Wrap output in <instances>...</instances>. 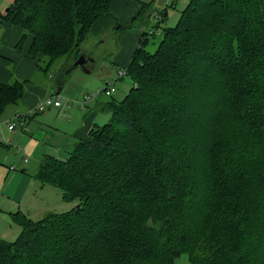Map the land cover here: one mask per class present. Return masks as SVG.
I'll use <instances>...</instances> for the list:
<instances>
[{"label":"trees","instance_id":"16d2710c","mask_svg":"<svg viewBox=\"0 0 264 264\" xmlns=\"http://www.w3.org/2000/svg\"><path fill=\"white\" fill-rule=\"evenodd\" d=\"M17 1L0 22L23 29L20 51L33 37L26 57L47 58V72L115 21L113 0ZM160 29L141 35L128 95L99 107L109 122L37 167L80 207L16 213L0 264H264V0H188L152 53ZM25 83H0V117Z\"/></svg>","mask_w":264,"mask_h":264},{"label":"rangeland","instance_id":"374dc122","mask_svg":"<svg viewBox=\"0 0 264 264\" xmlns=\"http://www.w3.org/2000/svg\"><path fill=\"white\" fill-rule=\"evenodd\" d=\"M15 1L16 0H0V12H5L7 9H10ZM173 3H175V5H173ZM187 4L188 0H127L122 9L121 7L118 9V7L114 5L111 7V12L115 16V21L101 25L97 30L92 31L81 47L82 53H87L85 54L86 58L87 55L89 56V60L84 66L80 65L75 67L81 56L77 58L74 54L57 61L51 67L50 71L46 72L48 65V59L46 58L37 65L35 71L32 72L26 80L20 79L19 81H26V93L30 85L41 88L47 93L51 91L57 92L62 87L63 91L60 94L61 97L72 101L76 98H82L83 95L84 98L86 96L93 97L98 93L99 89H104L112 84L116 89L112 97L100 95L98 98H101L103 101L114 99L120 102L128 95L134 83L129 76L120 78L119 71L125 70L127 67L126 65L131 61L134 51L139 47L141 35L144 30L148 33H152L155 31V27L158 24L161 29L175 27ZM143 6L149 8L145 13H140L138 9ZM166 9H168V17L165 19L164 23H161L157 16ZM161 29L158 30L160 32L155 36H149L147 49L152 53L155 52L161 40ZM12 71L15 74V67H12ZM51 74L54 75L52 79L50 78ZM63 77L66 78V81L61 82ZM15 80L17 79L14 75V79L11 82ZM241 98L242 96L240 99ZM94 99H96V97ZM9 107L11 108L13 106ZM10 111L9 108L6 109L5 113L0 117V123H6L11 120L20 125L21 123L16 119V117H18L17 114H13V110ZM52 111L53 110L45 113V118L43 119H50ZM40 117H43V115ZM57 118L67 121V118H60L58 116ZM109 120L110 114L103 113L98 123L99 125H104L108 123ZM5 153H7V149L0 147V161L8 166L14 164V162L8 163L4 161L3 156ZM68 153L69 152H63L61 158L65 159L69 155ZM15 165L17 166V170L12 172L18 173L20 177H22V175L26 177L21 188H24L26 184H28V192L24 198V206H21L18 212L24 215L29 213L31 218L37 221L43 219L49 213H64L79 206L78 201L72 203L65 202L59 189L51 185H45L43 189L38 181H35V183L32 181L31 176L36 173L39 165L34 160H32L30 164L25 165L26 168H22L23 166L19 163ZM24 169L27 175L23 173ZM18 184L19 178L14 179L9 177L3 187L5 195L12 200L14 199L15 189ZM19 194L20 193L17 192L16 195ZM10 210L17 211V206L15 207L13 205V208H10V203L8 202H4L3 205H0L1 241L13 242L21 234V227L15 220V214L18 212L12 214L11 219L7 213H5ZM174 264L193 263L189 256L184 254L177 258Z\"/></svg>","mask_w":264,"mask_h":264},{"label":"crops","instance_id":"0c3cea01","mask_svg":"<svg viewBox=\"0 0 264 264\" xmlns=\"http://www.w3.org/2000/svg\"><path fill=\"white\" fill-rule=\"evenodd\" d=\"M126 2L127 0H113L111 7L116 5L118 9L120 7L122 9ZM141 9L139 7L138 11L140 12ZM22 34L23 29L21 27L9 22H0V83L2 84L10 83L14 79V75L17 80H26L35 71L42 59V57H39L35 61H32L26 57L33 39L31 35L21 51L16 48ZM84 54L87 53L84 52ZM128 65L126 66L128 67ZM12 67H15V74L12 71ZM53 77L54 75L51 74L50 78L52 79ZM62 91L61 87L57 92L51 91L47 93L41 88L30 85L23 100L19 104L8 108L14 111L13 114H24L42 100L47 97L60 95ZM98 97L87 103L85 107L80 104L84 95L82 98H76L74 101L71 100L70 106L51 107L28 119L23 125L17 123L14 130H10L7 125V122L11 120L6 123H0V147L7 149V153L3 156L4 161L8 163L14 162V164L8 166L0 161V205L8 202L10 203V208H13V205L17 206V211L10 210L5 212L10 218L12 214L21 209V206H24V198L28 192V184L24 188H21L26 177L24 175L20 177L18 173L12 172L17 170L15 164L19 163L23 166L22 168H26L25 165L30 164L32 160L39 164L46 154L61 158L63 152L70 153L77 142L86 139L94 126L99 125L98 120H101V116L105 113L101 112L100 108L105 101ZM51 110L53 111L50 119H43L45 118V113ZM42 115L43 117H40ZM57 116L67 118V121L60 120ZM25 159L28 161L26 162ZM23 173L27 175L25 169ZM9 177L14 179L19 178V184L15 189L16 192L13 200L6 196L3 190ZM31 179L35 183L34 174H32ZM17 192L20 194L16 195ZM26 215L31 218L29 213Z\"/></svg>","mask_w":264,"mask_h":264},{"label":"built area","instance_id":"2783aa9c","mask_svg":"<svg viewBox=\"0 0 264 264\" xmlns=\"http://www.w3.org/2000/svg\"><path fill=\"white\" fill-rule=\"evenodd\" d=\"M157 18H161V16L158 14ZM119 75H120V78H123L124 76H128V72L125 69L123 71H119ZM115 91H116L115 87L112 84H110L104 89H99L98 93L95 94L93 97L86 96L83 100L80 101V104L83 107H85V105L89 101L93 100L95 97L100 96V95H105L109 97V96H112V94ZM71 102L72 101L69 99H66V98L63 99L61 95L47 97L46 99L39 102V104H37L34 108L27 111L26 113L17 114L18 117H16V119H18V121L23 125L28 119L33 118L34 116L44 112L45 110L51 107L70 106ZM7 125L10 130H14L17 123L9 121ZM25 161L27 162L28 160L25 159Z\"/></svg>","mask_w":264,"mask_h":264},{"label":"water","instance_id":"95a60500","mask_svg":"<svg viewBox=\"0 0 264 264\" xmlns=\"http://www.w3.org/2000/svg\"><path fill=\"white\" fill-rule=\"evenodd\" d=\"M18 1L16 0L15 1V4L17 3ZM10 9H7V12L9 11ZM144 32H145V30H144ZM87 63V59H86V57H85V55L84 54H82L81 55V57H80V60H79V62L75 65V67H77V66H84L85 64ZM80 206H78V208H79Z\"/></svg>","mask_w":264,"mask_h":264},{"label":"flooded vegetation","instance_id":"af4514ba","mask_svg":"<svg viewBox=\"0 0 264 264\" xmlns=\"http://www.w3.org/2000/svg\"><path fill=\"white\" fill-rule=\"evenodd\" d=\"M86 59H87V61L89 60V56L88 55H87V58Z\"/></svg>","mask_w":264,"mask_h":264}]
</instances>
